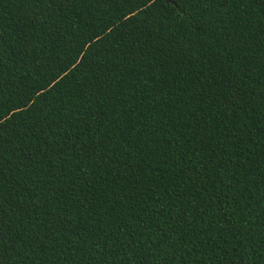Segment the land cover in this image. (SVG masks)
I'll list each match as a JSON object with an SVG mask.
<instances>
[{
	"label": "trees",
	"instance_id": "trees-1",
	"mask_svg": "<svg viewBox=\"0 0 264 264\" xmlns=\"http://www.w3.org/2000/svg\"><path fill=\"white\" fill-rule=\"evenodd\" d=\"M205 8L0 0L8 264L261 262L264 0Z\"/></svg>",
	"mask_w": 264,
	"mask_h": 264
},
{
	"label": "snow or ice",
	"instance_id": "snow-or-ice-1",
	"mask_svg": "<svg viewBox=\"0 0 264 264\" xmlns=\"http://www.w3.org/2000/svg\"><path fill=\"white\" fill-rule=\"evenodd\" d=\"M204 2L205 0H120V4H122L125 9V18L130 22H134V20L143 17L142 23L147 24L157 19L154 12L159 8H163L164 11H168L169 8H172L178 10L185 16V23L189 24L190 27L196 22L191 15L185 14L186 8L190 5L199 7V5ZM230 2L236 3L237 0H206V8L202 11H206L210 18L207 21L205 31L212 27L211 17L215 14L213 10L218 11ZM239 2L243 3L244 0H239ZM149 17H151V20ZM200 23L204 24V21H201ZM197 27L199 29V25H197ZM246 71L247 69L245 66H237V72L240 73L241 76H243ZM261 87H264V84H262ZM16 107L19 108L20 105H16ZM18 118V114L12 112L11 108L5 109L0 105V130H7V128L12 126ZM37 171H40V169H37ZM229 178L231 179V177ZM242 181L246 183L247 177L243 176L241 180L236 181L233 185L237 192L242 186ZM261 183H264V180H262ZM52 191H55V189ZM205 191H207V189H205ZM221 195H223V193H221ZM236 198L235 195L232 197V199ZM220 203L223 204V201H220ZM42 207H47V204L45 203ZM220 211L224 212L225 209L221 207ZM229 223L231 224L232 222L229 221ZM12 224L13 221L11 218H6V214L0 209V264H8V255L16 250V238L15 236L10 235L12 233ZM10 239L11 244L9 243ZM29 239L31 240L32 237H29ZM261 252H264V249H261ZM261 262H264V257H261ZM261 262H257V264H261Z\"/></svg>",
	"mask_w": 264,
	"mask_h": 264
}]
</instances>
